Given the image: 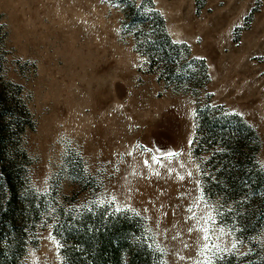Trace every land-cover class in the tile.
I'll return each instance as SVG.
<instances>
[{"label":"rangeland","instance_id":"obj_1","mask_svg":"<svg viewBox=\"0 0 264 264\" xmlns=\"http://www.w3.org/2000/svg\"><path fill=\"white\" fill-rule=\"evenodd\" d=\"M198 201L264 264V0H0V264H195Z\"/></svg>","mask_w":264,"mask_h":264},{"label":"snow or ice","instance_id":"obj_2","mask_svg":"<svg viewBox=\"0 0 264 264\" xmlns=\"http://www.w3.org/2000/svg\"><path fill=\"white\" fill-rule=\"evenodd\" d=\"M147 163L148 162L145 161V165H147ZM188 175L191 176L192 174L189 173ZM181 179H183V177H181ZM113 200H115V197H113ZM199 202L200 201L187 208V211L191 214L188 219L194 221L193 226L188 228V234L191 236L194 231L199 233L197 237L199 241L197 244V256L199 259L196 260L195 264H217V261L222 262L226 257L234 256L238 251L239 244L236 239H232L231 244L225 239L226 236H231L234 231L233 229L225 232L223 227L217 229L210 226L212 224H219V221L215 220L210 212L205 211L203 215L197 216L195 208L199 207ZM117 211H119V209H117ZM217 232L221 234L218 235ZM172 239H177V236H173ZM184 247L187 248L188 244L185 243ZM248 254V252L240 253V255L245 257ZM180 258L182 260L185 259V257Z\"/></svg>","mask_w":264,"mask_h":264},{"label":"trees","instance_id":"obj_3","mask_svg":"<svg viewBox=\"0 0 264 264\" xmlns=\"http://www.w3.org/2000/svg\"><path fill=\"white\" fill-rule=\"evenodd\" d=\"M117 258V257H116Z\"/></svg>","mask_w":264,"mask_h":264}]
</instances>
